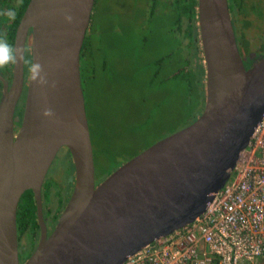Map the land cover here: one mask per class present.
<instances>
[{
	"label": "water",
	"instance_id": "1",
	"mask_svg": "<svg viewBox=\"0 0 264 264\" xmlns=\"http://www.w3.org/2000/svg\"><path fill=\"white\" fill-rule=\"evenodd\" d=\"M94 2L29 0L16 29L17 60L10 84L0 73V264H20L16 219L26 190L34 195L40 239L23 264H123L204 212L264 115V54H240L228 0H198L205 68L200 115L96 185L80 73ZM29 29L31 61L42 66L46 83L29 73L15 133ZM248 59L253 63L246 67ZM45 110L53 115L44 116ZM61 148L69 151L73 163V188L47 236L41 186Z\"/></svg>",
	"mask_w": 264,
	"mask_h": 264
},
{
	"label": "rangeland",
	"instance_id": "2",
	"mask_svg": "<svg viewBox=\"0 0 264 264\" xmlns=\"http://www.w3.org/2000/svg\"><path fill=\"white\" fill-rule=\"evenodd\" d=\"M253 5V0H246L244 7H251V11L259 8ZM107 7L114 13L129 9L125 7V0L121 3L119 0H99L96 7L98 18L88 29V35L93 34L91 43L98 49V57H95L96 77L85 89L87 114L96 152V184L154 142L189 125L198 112L193 92L189 96L182 81L176 80L175 83L166 79L172 70L171 63L158 62L167 52L165 45L127 42L121 36L115 37L119 29L111 31L115 38L105 39V32H108L105 28L111 23V15L105 17L103 14ZM254 14L249 16L254 24L246 31L249 47L257 51L260 50L256 48L257 44L264 36V13L257 11ZM112 16V24L119 23V17ZM165 30L160 28V32ZM102 44L108 45L104 50L109 61L107 67L111 69L102 68ZM139 48L145 60L140 59V63L136 62L133 66L128 55L131 49L134 51ZM57 154L45 178H53L56 185L54 192L48 193L50 200L43 197L44 213L48 207H52L49 203L53 200L57 202L59 192L65 191L58 181L63 183L65 178L68 179L66 170L70 167L71 159L67 151ZM26 244L29 246L30 240ZM257 261L261 263L263 259L258 258Z\"/></svg>",
	"mask_w": 264,
	"mask_h": 264
},
{
	"label": "trees",
	"instance_id": "3",
	"mask_svg": "<svg viewBox=\"0 0 264 264\" xmlns=\"http://www.w3.org/2000/svg\"><path fill=\"white\" fill-rule=\"evenodd\" d=\"M140 1L144 2V0ZM155 1L156 0H146L147 3L151 4ZM228 2H230L229 7H234V10L243 13L245 0H228ZM196 4L195 0H171V7H158V11H155V8L157 7H136L132 11H128L125 14H105V17L106 15H111L109 16L111 23L105 28V30H108V32H105V39L110 40L111 38L121 36L125 41H131V43L141 41L154 43L156 45L163 44L166 46L167 52L158 60V62L162 61L164 63L165 61L166 63H171L172 70L166 79L175 83L176 80L182 81L186 86L189 96L192 92L194 94V105L197 107L198 112L192 117L190 123H192L200 115L205 101V68L197 25ZM256 7H259V3H257ZM98 13L99 12L94 13L92 17V24H94V21L98 18ZM237 14L238 13L233 12L237 41L241 52L247 53L251 47H249V40L246 39V27L238 26L239 21H237ZM112 15H117L119 17V23L112 24ZM160 28L166 30L164 32H160ZM116 29H119L118 35L112 37L113 34L111 31ZM92 39L93 34L91 33L85 37L81 50L80 62L81 85L85 97L86 113L87 100L85 89L89 82H94L97 72L95 57H98V49H96L91 43ZM101 48L103 55L102 68L104 70L111 69L107 67L109 61L104 50L108 48V45L103 46L102 44ZM256 48L260 49L258 52L264 53V39H261L260 42H258ZM128 58L131 59L133 66L136 62L140 63V59L145 60V57L142 58V55L140 54V48L137 50L134 49V51L131 49ZM88 123L91 136V124L89 118ZM91 141L93 146L92 136ZM93 155L95 166L96 152L94 146ZM66 171L67 177L73 178L74 168L72 160L70 161V167H68ZM53 180L54 179L51 178L50 180H46L44 183L45 192L43 195L49 200L50 198L48 197V193L54 192L53 188L56 185V182ZM68 180L69 179L66 178L64 179L65 184H69H67V186H64V182L60 183L57 180L58 184L64 187L65 191L64 193L59 192L56 198V203L53 202L54 200L49 203V206L52 207H48L47 212L45 213L46 215H53L54 221H56L59 213L63 210L72 190L73 182H67ZM16 221L18 238H22L23 236L24 239L30 240V245H35L32 237L39 229V223L36 214L34 195L31 190H26L19 200Z\"/></svg>",
	"mask_w": 264,
	"mask_h": 264
},
{
	"label": "built area",
	"instance_id": "4",
	"mask_svg": "<svg viewBox=\"0 0 264 264\" xmlns=\"http://www.w3.org/2000/svg\"><path fill=\"white\" fill-rule=\"evenodd\" d=\"M123 264H264V115L204 212Z\"/></svg>",
	"mask_w": 264,
	"mask_h": 264
},
{
	"label": "flooded vegetation",
	"instance_id": "5",
	"mask_svg": "<svg viewBox=\"0 0 264 264\" xmlns=\"http://www.w3.org/2000/svg\"><path fill=\"white\" fill-rule=\"evenodd\" d=\"M98 1L99 0H95L94 5H93V11H92V15H91V20H90V24L89 27L91 26L92 22V17L94 15L95 12H98V8H95L98 6ZM122 0H119V2L121 3ZM196 1V17L198 16V12H197V6H198V0ZM29 0H0V36H3L7 39V42L13 47L14 46V40H15V34H16V29L18 26V23L20 21L21 16L23 15L26 6L28 4ZM170 2L171 0H156L154 3H147L146 0H144V2L140 1V0H125V7H128V11H132L134 8L136 7H157L155 8V11H158V7H171L170 6ZM254 5L252 7H256L257 3H259V8L257 10H252L251 11V7H249V9H247V6L244 7L243 9V13L234 10V7H229V12L231 15V20H232V24L234 27V32H235V21H234V16H233V12L238 13L237 14V18L239 21L238 22V26L239 27H246L245 32H246V39L247 38V31L253 24L254 21L252 18H250V15H253L255 12L259 11L260 13H264V2L263 1H257V0H253ZM230 2H228L229 5ZM246 3V0H245ZM110 6V5H109ZM245 6V5H244ZM110 8L107 7L104 14H125L126 12H113L111 10H109ZM250 10V12H249ZM9 11H14L15 12V19L14 20H9L7 17V12ZM255 15V14H254ZM257 17V16H256ZM94 20V19H93ZM198 20V19H197ZM241 23V26H240ZM88 27V29H89ZM88 29L86 32V36L88 35ZM32 31L31 29H29L28 31V36H27V40L25 43V47H24V85H23V91L22 94L19 98V101L17 103L16 109H15V114L19 115V122L17 124H15V133L18 132L20 125H21V121H22V117H23V112H24V103H25V96H26V90H27V82H28V77H29V70H28V61H31V45L29 44V39H30V35H31ZM85 36V37H86ZM236 36V33H235ZM264 39V36L262 37V40ZM85 40V39H84ZM236 41H237V36H236ZM260 42V41H259ZM237 45H238V49L240 51V54L242 56H246L251 52H256L257 54H264L263 52H258L257 51H253L254 49H250L247 53H242L239 47V43L237 41ZM253 63V59H248L245 62V66L248 67L250 64ZM12 70H13V63L9 64L7 67L0 69V73L5 76V79L7 81L8 84H10L11 82V78H12ZM2 89H3V83L0 81V96L2 93ZM62 151H67L68 155L69 151L65 150L63 148H61L59 152ZM58 155V154H57ZM71 159V157H70ZM53 163V162H52ZM47 175V174H46ZM74 177V176H73ZM46 178V176H45ZM44 178V181L42 183L41 186V196H42V211H43V205H44V192H45V187H44V183L46 181V179ZM48 178V177H47ZM95 178H96V173H95ZM69 180L67 182H73V178H68ZM101 182V181H100ZM99 182V183H100ZM97 183V184H99ZM68 184V183H67ZM67 184H65L64 182V186H67ZM96 184V185H97ZM69 185V184H68ZM53 188V187H52ZM73 188V187H72ZM71 193V192H70ZM68 200V199H67ZM67 202V201H66ZM61 213V212H60ZM59 213V215H60ZM58 215V217H59ZM54 216H50V215H46L43 211V220L45 223V227H46V235L49 236L52 231L55 228V225L57 223L58 217L56 219V221H54ZM40 227L37 230V232L35 233V235L32 237L33 241L35 242V245H27V241L26 239L23 238H18V232H17V239H18V252H19V263L23 264L24 261L31 255V253L33 252V250L35 249L39 239H40Z\"/></svg>",
	"mask_w": 264,
	"mask_h": 264
},
{
	"label": "clouds",
	"instance_id": "6",
	"mask_svg": "<svg viewBox=\"0 0 264 264\" xmlns=\"http://www.w3.org/2000/svg\"><path fill=\"white\" fill-rule=\"evenodd\" d=\"M7 17L9 20L15 19V12H7ZM65 19L68 22H71L72 17L66 16ZM17 60V50L7 42V39L3 36H0V69L7 67L11 63H16ZM28 70L31 73V78L37 80L40 84L46 83L45 78L41 75L42 66L39 63L33 61H28ZM44 116H52L51 110H45L43 113Z\"/></svg>",
	"mask_w": 264,
	"mask_h": 264
}]
</instances>
